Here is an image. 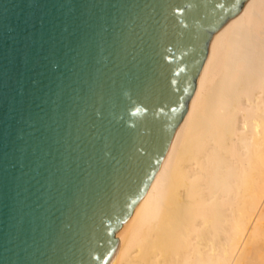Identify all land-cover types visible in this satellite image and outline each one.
<instances>
[{
    "label": "water",
    "instance_id": "1",
    "mask_svg": "<svg viewBox=\"0 0 264 264\" xmlns=\"http://www.w3.org/2000/svg\"><path fill=\"white\" fill-rule=\"evenodd\" d=\"M248 0H0V264H109Z\"/></svg>",
    "mask_w": 264,
    "mask_h": 264
},
{
    "label": "bare ground",
    "instance_id": "2",
    "mask_svg": "<svg viewBox=\"0 0 264 264\" xmlns=\"http://www.w3.org/2000/svg\"><path fill=\"white\" fill-rule=\"evenodd\" d=\"M109 264H264V0L214 36Z\"/></svg>",
    "mask_w": 264,
    "mask_h": 264
}]
</instances>
